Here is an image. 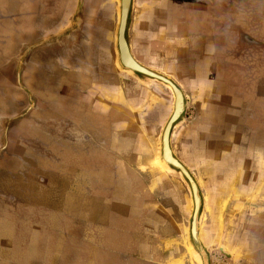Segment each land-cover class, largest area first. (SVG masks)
Wrapping results in <instances>:
<instances>
[{
    "label": "crops",
    "instance_id": "1",
    "mask_svg": "<svg viewBox=\"0 0 264 264\" xmlns=\"http://www.w3.org/2000/svg\"><path fill=\"white\" fill-rule=\"evenodd\" d=\"M119 14V0H0V264H203L189 184L162 159L173 91L120 66ZM128 39L185 94L171 146L191 172L175 139L201 109L199 233L228 264H264V0H133ZM219 178L247 195L226 239L227 200L202 190Z\"/></svg>",
    "mask_w": 264,
    "mask_h": 264
},
{
    "label": "water",
    "instance_id": "2",
    "mask_svg": "<svg viewBox=\"0 0 264 264\" xmlns=\"http://www.w3.org/2000/svg\"><path fill=\"white\" fill-rule=\"evenodd\" d=\"M120 14L117 29L116 47L118 52V63L122 68L132 71L136 75H143L157 79L168 85L174 94V107L171 116L167 120L162 132V159L165 163L180 172L189 184L193 209L190 218V239L195 249L199 252L203 264H212L211 254L208 246L200 237V215L203 210V195L199 183L191 170L174 153L171 146V134L173 129L186 117L187 100L180 85L171 77L157 72L140 63L132 54L128 39L133 0H119Z\"/></svg>",
    "mask_w": 264,
    "mask_h": 264
},
{
    "label": "rangeland",
    "instance_id": "3",
    "mask_svg": "<svg viewBox=\"0 0 264 264\" xmlns=\"http://www.w3.org/2000/svg\"><path fill=\"white\" fill-rule=\"evenodd\" d=\"M153 98L155 100H158V103L164 101L163 94L153 96ZM192 103L194 104V106H191L188 109V119L186 121V125L184 126V130L179 129L178 135L176 136V139H175L176 140L175 145H176L177 149L179 150L178 152L181 156L182 144L187 142L188 149H187L186 153L183 155L184 159L190 163V165L192 167V173L194 174L196 179L200 180L201 186H204L205 182L208 183L213 176L212 175L213 164H212V162L211 163L207 162L205 164L199 165L195 159L197 150L199 148L197 146L198 143L196 140V138L199 136L198 135V132H199L198 121H202L201 120L202 114L198 115V113L200 112L201 109H198L196 107L197 102L193 101ZM158 110H159V108H157V111L155 112V114H157V116L160 113ZM197 116H199V117H197ZM231 126L232 125H230L228 127L229 132L234 131V133H235V130L232 129ZM208 130L209 131L208 132L205 131V133H206V136L209 138H206V136H204V137L202 136V138L204 139V141H206V144L210 145V148H213L219 140L217 139V137L214 138V136H217V134L214 135V133H213L214 132L213 125L208 126ZM186 131L189 132V134H190L187 141H185L186 138L184 137L185 136L184 133H186ZM203 139L200 140V142H203ZM242 148H243V150H241V152L246 153V150H247L246 144H243ZM208 154L212 155V151H209ZM224 176H228V173H225ZM222 180L225 181L226 178H224V179L219 178L214 182V184H211V186H208L207 189L203 188L202 190L206 194V197H205L206 203H207V196L210 199L211 197L218 198V196L221 195L222 198H225L224 200H227V201L223 202V208L221 207V209L224 212V214L228 216V218L230 220V226H229V221L224 219L223 221H225V223H226V226L224 227L225 229L223 228L222 230H220V232L223 234L222 237L224 239H226L228 237L227 232L230 228H237V231H238L239 228L244 227V223H245V218H244L245 200L247 199L245 197L247 195H246V189L244 187H242L243 182L233 180V182H235L237 184V186L227 188L228 185L225 183H222L221 182ZM206 209H207V205H206ZM233 222H235V224ZM214 232H215V230L213 228H208L206 230L205 239L202 236V233H200V237L204 241V243L205 242L208 243V244L206 243V245L208 246V249L210 250L212 264H228L229 263L228 258L218 248L219 245H222L221 241H219V240L215 241L213 236H210L211 238H209V235H212ZM222 248L224 250L227 249V247L224 245H222ZM199 262H200V260H199Z\"/></svg>",
    "mask_w": 264,
    "mask_h": 264
}]
</instances>
